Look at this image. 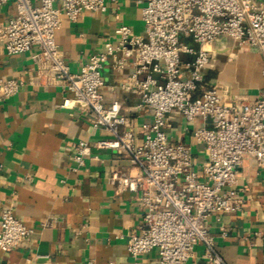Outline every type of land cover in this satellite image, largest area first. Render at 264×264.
<instances>
[{
  "label": "built area",
  "instance_id": "built-area-1",
  "mask_svg": "<svg viewBox=\"0 0 264 264\" xmlns=\"http://www.w3.org/2000/svg\"><path fill=\"white\" fill-rule=\"evenodd\" d=\"M118 1L0 0V10L11 2L16 6L15 16L0 25V42L8 55L32 53L41 77L64 84L68 96L60 109L89 112L94 129L109 133V140L74 146L76 169L94 149L118 151L138 168L136 175H113L123 189L141 193L145 207L142 232L128 237L131 264H140L139 259L153 250L158 251V264H186L198 243L207 249L208 264H228L217 250L209 223L243 209L236 186L244 158L251 156L264 167V90L249 105H227L217 87L205 84L204 72L211 60L208 48L222 37L255 49L264 60V0H131L141 10L144 34L118 26L104 50L73 72L56 43L61 17L77 22L85 12L105 13L109 2ZM183 38L195 46L183 43ZM185 55L192 60L184 61ZM129 63L133 73L120 89L136 93L138 107H148L153 114L152 121L140 125V132L118 102L107 106L101 94L104 68L111 64L122 70ZM262 75L264 79V65ZM24 84L1 81L0 102ZM173 112L188 123L198 118L213 121L212 128L192 133L206 154L200 172L191 148L169 141L168 117ZM32 234L13 209L2 211L1 251H14Z\"/></svg>",
  "mask_w": 264,
  "mask_h": 264
},
{
  "label": "crops",
  "instance_id": "crops-1",
  "mask_svg": "<svg viewBox=\"0 0 264 264\" xmlns=\"http://www.w3.org/2000/svg\"><path fill=\"white\" fill-rule=\"evenodd\" d=\"M15 13L14 2L3 6L0 25ZM120 25L144 34L141 10L134 1L109 2L107 12H85L77 22L62 16L56 43L71 70L78 72L102 52ZM182 42L195 46L191 39ZM208 50L211 60L204 72L205 84L217 87L227 105L243 107L256 101L264 90L263 57L228 37ZM183 60L192 57L185 55ZM133 70L132 63L122 70L108 64L101 94L107 106L118 102L122 114L140 132L142 123L152 121V110L140 109L139 96L120 89ZM6 80L25 84L16 95L0 102V221L2 211L11 208L33 234L10 253L0 249V264H131L128 237L142 232L145 207L141 193L123 189L113 175H136V165L118 151L94 149L85 165L76 169L74 146L81 141L109 140V133L94 129L89 112L60 109L68 96L64 84L41 77L32 53L8 55L0 42V82ZM168 119L170 143L189 146L200 172L206 154L192 133L196 128H212L213 121L198 118L188 123L177 112ZM237 180L243 209L222 215L220 220L213 217L209 231L228 264H264V167L246 156ZM207 253L198 243L186 264H208ZM139 263L158 264V251L142 256Z\"/></svg>",
  "mask_w": 264,
  "mask_h": 264
}]
</instances>
